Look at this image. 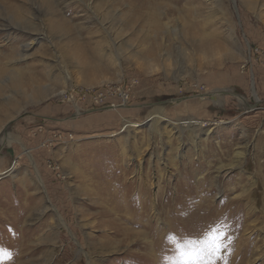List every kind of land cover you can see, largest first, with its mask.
I'll use <instances>...</instances> for the list:
<instances>
[{
    "label": "rangeland",
    "instance_id": "1",
    "mask_svg": "<svg viewBox=\"0 0 264 264\" xmlns=\"http://www.w3.org/2000/svg\"><path fill=\"white\" fill-rule=\"evenodd\" d=\"M5 1L0 264H264V0ZM8 1L33 32L3 35ZM123 83L116 108L61 94Z\"/></svg>",
    "mask_w": 264,
    "mask_h": 264
},
{
    "label": "bare ground",
    "instance_id": "2",
    "mask_svg": "<svg viewBox=\"0 0 264 264\" xmlns=\"http://www.w3.org/2000/svg\"><path fill=\"white\" fill-rule=\"evenodd\" d=\"M3 2V1H5V0H0V2ZM35 1V0H34ZM33 1V2H34ZM6 2V1H5ZM8 3H10L11 5H13V10H14V12H13V14L9 17H7V18H5L8 22L5 24V26H7L6 28H4V32H6V33H4L3 35H5V37H9V35H10V33H11V29H17V28H26V29H28L29 28V30H31L32 32L34 31V29H33V26H34V23H32V21H30V20H28V17H25V15H22V12H21V9H20V7L21 6H19L18 7V5L16 4V3H11V2H9L8 1ZM9 4V5H10ZM35 5V4H34ZM10 7V6H9ZM39 10V9H38ZM33 13V12H32ZM4 16V15H3ZM24 18V19H23ZM27 18V19H26ZM5 20V21H6ZM26 24V23H28V25L30 24V26L29 27H27L28 25H25V26H23L22 24ZM35 28V27H34ZM5 30H7V31H10V32H7V31H5ZM33 34V33H32ZM34 36V35H33ZM36 36V35H35ZM11 37V36H10ZM13 40H17V41H20L21 39H18V38H15L14 37V39ZM10 60V59H9ZM4 71H7V70H5L4 69V67L3 68H1L0 67V74L2 75L3 74V72ZM8 72V71H7ZM7 72L6 73H4V74H7ZM20 73H21V71H20ZM3 76V75H2ZM20 76V75H19ZM18 78V81L16 82V83H18L19 82V80L21 79H19V77H17ZM16 78V79H17ZM21 81H23V80H21ZM62 95H64V92H62L61 93ZM60 94V95H61ZM254 95H255V97H256V99L257 100H259V97L257 96V94L255 93V91H254ZM238 97V99H240L243 103H244V105H246L245 107H249V105H247L246 104V100L244 99V97H242V96H237ZM252 106V105H251ZM250 108V107H249ZM152 118H155L156 120H154V123L155 124H157V123H159V121L160 120H164V115H162L161 113H158V114H156V115H154V116H152ZM183 123H187V125H188V127L190 126V125H192L193 124V127L194 126H199V125H203L202 124V122H199V121H186V122H183ZM130 126H136V124H134V123H132V124H128L127 126H126V128L128 129V127H130ZM125 131V130H124ZM11 140L10 139H4L3 140V142H2V146L3 145H6V144H9V142H10ZM26 153L28 154V153H30V151L28 150V149H26ZM227 204V203H226ZM232 204H233V202L232 203H230V204H228L225 208H221L220 207V209L219 208H217V209H213V208H211V207H207L206 209H204V208H202L201 209V211H202V213L200 214V215H198V216H194L192 219H190L189 220V222L191 223V224H189L188 222V225L186 226V230L187 231H191V232H193V233H200V234H206V233H208V235H209V237H210V235H211V232L213 231V232H215L216 230H220L221 229V226H220V224H222L224 221H226V220H232L233 219V215L232 214H227L226 212H228V210L232 207ZM224 207V206H223ZM240 224V227L243 225V223L241 222V223H239ZM186 234H187V232H186ZM229 238H231V236L229 235V236H227L223 241H225V240H227V239H229ZM211 239V238H210ZM223 249V247H221V252L223 251L222 250ZM207 254L210 256L209 258H210V260L209 261H211V263H212V261H214L215 260V258L212 256V252H210V251H208L207 252ZM206 255V254H205ZM233 260V259H232ZM238 261V260H237ZM203 264V263H202Z\"/></svg>",
    "mask_w": 264,
    "mask_h": 264
},
{
    "label": "built area",
    "instance_id": "3",
    "mask_svg": "<svg viewBox=\"0 0 264 264\" xmlns=\"http://www.w3.org/2000/svg\"><path fill=\"white\" fill-rule=\"evenodd\" d=\"M252 48V49H251ZM250 48V57L248 60L251 62L252 56L255 53H259L264 61V51L259 48ZM247 60V61H248ZM244 66H247V62ZM132 84L123 83L118 86L116 85H106L101 88H96L94 90H81L79 93L75 91L67 92L64 94L63 99L67 101L77 102V100L84 99L90 101L95 105H101L103 103H110L111 108L121 107L130 102Z\"/></svg>",
    "mask_w": 264,
    "mask_h": 264
},
{
    "label": "snow or ice",
    "instance_id": "4",
    "mask_svg": "<svg viewBox=\"0 0 264 264\" xmlns=\"http://www.w3.org/2000/svg\"><path fill=\"white\" fill-rule=\"evenodd\" d=\"M8 256H10V254L5 253L3 249H0V258H5V257H8Z\"/></svg>",
    "mask_w": 264,
    "mask_h": 264
}]
</instances>
